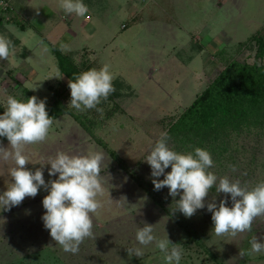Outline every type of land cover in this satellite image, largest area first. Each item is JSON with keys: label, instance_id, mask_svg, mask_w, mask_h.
Here are the masks:
<instances>
[{"label": "rangeland", "instance_id": "obj_1", "mask_svg": "<svg viewBox=\"0 0 264 264\" xmlns=\"http://www.w3.org/2000/svg\"><path fill=\"white\" fill-rule=\"evenodd\" d=\"M59 2L8 0L1 6L7 9L0 14V35L12 41L14 51L0 60V114L5 96L23 98L21 89L47 104L60 92L65 107L89 131L68 115L59 117L44 141L25 146L24 168L41 169L47 184L57 178L48 175L47 165L57 152L102 151L101 206L90 214L92 236L77 253L65 252L43 226L47 189H38L36 196L0 212V264H109L125 258L130 264H164L155 242L140 246L135 241L136 229L144 224L153 226L158 239L165 232L183 247L180 264H264V254L248 251L253 236L258 242L264 236V216L254 218L250 231L217 236L206 207L185 218L174 210L179 194L169 196L167 187L154 190L152 179L163 175L151 177L144 161L159 134L230 61L253 62L255 49L247 40L264 27V0H83L89 9L84 17L66 15ZM52 46L78 66L93 63L99 69L107 63L119 96L101 100L100 111L71 108L68 80L58 72ZM169 137L177 152L199 147L196 141ZM0 147L11 150L8 141L0 140ZM199 148L210 152L214 166L209 171L218 178L238 179L249 189L264 181V128ZM12 166L10 159L0 160V193L11 182ZM213 197L231 206L229 195L216 193L215 186L205 202ZM134 247L142 249L141 256L129 251Z\"/></svg>", "mask_w": 264, "mask_h": 264}, {"label": "clouds", "instance_id": "obj_2", "mask_svg": "<svg viewBox=\"0 0 264 264\" xmlns=\"http://www.w3.org/2000/svg\"><path fill=\"white\" fill-rule=\"evenodd\" d=\"M0 6H4V0H0ZM59 7L66 15L84 17L89 13L83 0H60ZM60 47L65 48L66 45L61 43ZM13 51L12 41L0 35V60L7 59ZM113 79L107 63L99 69L90 68L74 74L67 84L70 96L68 105L76 111H100L97 105L115 90ZM36 87L39 85H34V89ZM3 103L0 137L7 139L11 150L0 147V160L10 159L13 166L9 169L11 182L0 193V212L10 210L26 196L34 197L38 189L46 188L47 195L41 201L45 210L41 217L43 226L63 251L75 254L79 244L92 236L93 220L90 214L101 206L97 197L104 191L100 177L103 153L99 150L73 155L57 152L47 164L50 166L48 175H56L57 178L46 184L41 169L31 171L24 168L28 163L25 146L44 141L53 123V118L46 111V100L36 96L18 99L8 94ZM169 140L167 131H162L144 158L150 166L151 177L163 175L162 180L152 179L154 190L167 187L169 196L179 194L174 210L185 218L206 207L211 213V231L217 236L228 234L234 237L250 231L254 218L264 216V181L249 189L242 186L238 179L230 180L228 176L218 178L209 171L214 162L208 150L196 147L189 152H177L169 145ZM169 167L170 171L166 173L165 169ZM230 167L235 170L234 166ZM213 186L216 193L229 195L230 207L226 206L225 200L217 204L214 197L212 202H205L204 198ZM0 221L4 223L3 219ZM135 241L140 246L155 242L156 248L163 254L164 264H180L183 247L171 243L165 232L163 238L158 239L153 235V226L144 224L136 229ZM249 243L250 254H264V236L259 242L253 236ZM129 251L136 257L142 255L140 247Z\"/></svg>", "mask_w": 264, "mask_h": 264}, {"label": "trees", "instance_id": "obj_3", "mask_svg": "<svg viewBox=\"0 0 264 264\" xmlns=\"http://www.w3.org/2000/svg\"><path fill=\"white\" fill-rule=\"evenodd\" d=\"M6 3L8 0H4V4ZM6 9L7 7L0 6V14ZM1 20L2 18L0 26ZM247 43L255 49L253 62L230 61L168 127L169 136L196 141L202 147L215 144L243 130L264 128V27L252 35ZM51 53L56 60L58 72L68 81L74 74L95 68L93 63L76 65L69 55L60 52L55 46L51 47ZM119 86L120 84L116 89ZM21 91L25 99L34 96L25 88ZM61 96L60 92L55 91L53 101L46 103L48 115L53 121L68 115L87 131L85 121L65 107ZM118 96L119 93L114 91L107 99L112 100ZM0 140L7 141L4 137H0ZM99 145L104 147L102 143ZM110 157L116 159L113 153Z\"/></svg>", "mask_w": 264, "mask_h": 264}, {"label": "crops", "instance_id": "obj_4", "mask_svg": "<svg viewBox=\"0 0 264 264\" xmlns=\"http://www.w3.org/2000/svg\"><path fill=\"white\" fill-rule=\"evenodd\" d=\"M130 256V254H129ZM109 264H130V259H118V261L113 260Z\"/></svg>", "mask_w": 264, "mask_h": 264}]
</instances>
